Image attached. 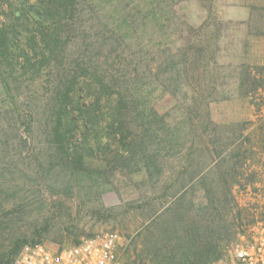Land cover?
Returning <instances> with one entry per match:
<instances>
[{"label":"rangeland","instance_id":"1","mask_svg":"<svg viewBox=\"0 0 264 264\" xmlns=\"http://www.w3.org/2000/svg\"><path fill=\"white\" fill-rule=\"evenodd\" d=\"M100 4L108 8L106 2ZM134 4L145 15L133 17L136 25L134 37L129 39L131 46L123 38V48L113 39L106 41L110 33L103 30V24L94 23L84 4V22L75 25L73 31H82V25L86 33H76L71 47L64 52L65 60H53L40 67L32 85L37 97L33 125L37 139L31 150L21 147L24 153L30 150L35 169L31 167L27 175L4 176L13 184L0 187V204L4 203L2 208L10 212L7 219L0 212V248L16 236L29 237L35 227L44 229L41 240L52 247L109 231L120 236L122 248L128 251V257L122 258L125 264H137L139 259L153 264L151 251L168 238L166 224L147 227L150 218L164 210L158 193L154 194L152 179L141 172L131 173L132 166L125 168L127 161L115 153L117 142L109 140L110 136L103 137L108 114L103 112L90 142L80 148L76 142L75 150L71 147L65 152L54 136L62 131L49 118L59 89L86 87L87 83L91 90L99 88L82 69L89 59L92 70L99 74L107 71L106 82L114 89L130 78L127 74L139 75L138 92L148 106L171 123L179 121L181 115L183 119L188 117L194 125L189 130L195 141L205 131H218L224 137L217 146L209 145L217 169L207 173L205 180L207 185L211 181L218 184L224 178L229 183L230 195L225 201L226 222L231 226L221 240L220 259L241 234L252 231L264 219V89L240 97L232 93L231 87L233 71L242 65L256 68L262 75L259 84L264 85V0H134ZM109 22L123 25L118 17ZM124 30L129 31L126 27ZM202 45L208 50L200 48ZM142 48L146 54L140 53ZM73 60L77 63L70 64ZM116 77L119 80L115 81ZM91 100L84 95V104ZM2 104L0 100V108ZM10 111L2 118L6 128L16 130L20 125L17 113ZM206 118L214 124L204 128L200 124ZM128 126L131 130L127 128L126 135L139 132L134 123ZM227 147L224 155L222 149ZM19 151L7 146L1 153L3 163L16 159ZM172 151L160 153L164 165L169 155L170 171L180 167L173 158L179 152ZM221 155L226 159L220 162ZM194 156L199 159L201 154L195 152ZM193 171L184 176V183L195 175ZM193 190L196 204L203 200V193L198 185ZM196 205L190 208L192 221L212 218L210 207L204 205V210L198 211ZM22 211L26 215L20 217Z\"/></svg>","mask_w":264,"mask_h":264},{"label":"trees","instance_id":"2","mask_svg":"<svg viewBox=\"0 0 264 264\" xmlns=\"http://www.w3.org/2000/svg\"><path fill=\"white\" fill-rule=\"evenodd\" d=\"M103 1L108 8L102 7L100 3ZM84 4L89 7L88 15L91 14V19L96 20L94 23L103 24V30L110 33L111 37L109 40L105 39L106 41L110 42L113 39L114 44L123 48L125 47L122 46L121 38H123V40L127 39V46L132 45L129 39L134 37L132 31L136 25L133 17L145 15L141 9L136 10L134 0H0V100L5 104L0 108V187L13 184L4 179L5 175L11 177L16 174L27 175L31 167L35 169V161L29 154L37 139L33 130L34 118L37 114V106H35L37 97L32 85L36 75L41 72L40 67L44 64L50 65L53 60L56 62L60 59L65 60L64 52L68 46L71 47L69 44L76 33L85 31L82 25L79 26L82 31L76 33L73 31L75 25L84 22L81 10ZM96 17H100L104 23ZM113 17H118L123 25L110 23ZM125 27L129 31L124 30ZM95 36L98 39V33ZM200 48L208 50L205 45ZM139 51L146 54L144 48ZM91 62L89 59L82 69L91 76V80H96L99 88L94 87L91 90L88 83H83L86 87L85 85L74 87V85L69 90L59 89L54 98L55 104L50 107L51 124L56 123L59 128L62 127V131L54 135L58 137L56 139L58 144L65 152L71 147L74 148L76 142L79 148L86 145L91 140L93 127L102 121L103 112L108 114L103 137L110 136L109 140L117 142L115 153L118 158H125L127 161L124 163L125 168L132 166L131 173L141 172L152 179L153 188H156L154 194L158 193L157 198L163 202L164 210L160 214L155 213L147 227L157 225L159 222L166 224L168 238L151 251L153 256L149 258L150 261L153 264H212L220 259L222 253L220 243L231 226L226 222L227 201H225L226 195H230L229 183L227 178L222 179L218 184L211 181L209 185L205 180L211 171L217 169L216 161H213L208 150L209 145L217 146L216 144L224 137H221L218 131H214L213 134L205 131L203 135H197L198 141H195L189 130L194 125L188 117L183 119L181 115L179 121L171 123L158 115L153 107L148 106V101L138 92L139 75L127 74L130 78L126 82L123 81L124 84L120 85L119 89H114L106 82L107 71L99 74L91 69ZM76 63V60L70 61V64ZM255 69L242 65L233 71L235 75L231 86L232 93L245 97L257 93L261 88L264 89V85L259 84L261 74ZM115 79V81L119 80L117 77ZM84 95L92 97V100L84 104ZM12 109L17 113L20 124L16 130L6 128L7 125L2 118ZM207 119L200 124L204 128L214 124ZM132 123L134 129L141 132V135H138L139 132L126 135L128 124ZM10 145L19 148V154L16 159L3 163L1 153ZM21 147L23 149L29 147L30 150L24 153ZM230 147L222 149L224 155L226 149ZM166 149L170 152L178 150L179 153L173 155V158L178 160L180 167L172 168L171 171L167 169L169 155L165 157V165L162 164L160 159L163 158L160 157V153ZM195 152L201 154L199 159L194 156ZM224 155L218 156L220 162L226 159ZM193 168L195 175L184 183V176ZM194 185H198L203 193V200H198L197 205L194 203L197 199L194 196ZM205 199L208 203H205ZM3 205L4 203L0 204V212L4 213L2 216L7 219L10 212L5 211ZM193 205L197 206L198 211L204 210V205L210 207L213 211L212 218L207 222L192 221L190 208ZM24 214L22 211L20 217ZM10 220L12 219L4 222L8 223ZM42 230L44 229L41 227H35L29 237L16 236L7 246H2L0 264H13L25 245L43 243ZM75 243L74 239L66 245ZM162 250L164 253H161ZM140 255L138 253V256ZM124 256L128 257V251L121 248V260ZM122 264H125L123 260ZM137 264L144 262L139 259Z\"/></svg>","mask_w":264,"mask_h":264},{"label":"built area","instance_id":"3","mask_svg":"<svg viewBox=\"0 0 264 264\" xmlns=\"http://www.w3.org/2000/svg\"><path fill=\"white\" fill-rule=\"evenodd\" d=\"M120 240L117 233L107 231L71 245H25L13 264H122ZM212 264H264V219L252 231L241 234L224 259Z\"/></svg>","mask_w":264,"mask_h":264}]
</instances>
